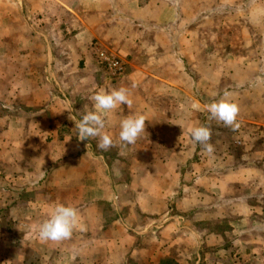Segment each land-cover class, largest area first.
<instances>
[{"label":"crops","instance_id":"obj_1","mask_svg":"<svg viewBox=\"0 0 264 264\" xmlns=\"http://www.w3.org/2000/svg\"><path fill=\"white\" fill-rule=\"evenodd\" d=\"M0 32L11 95L25 92L30 107L42 91L47 103L0 117V264H136L143 241L152 260L196 241L209 260L264 263V0H0ZM98 50L122 62L116 78ZM119 87L133 105L106 117L115 146L80 141L69 112L79 122L91 96ZM225 91L240 108L241 149L220 138L208 154L188 129L209 126L206 105ZM134 114L146 129L124 145L120 122ZM58 204L77 208L80 227L42 242Z\"/></svg>","mask_w":264,"mask_h":264},{"label":"clouds","instance_id":"obj_2","mask_svg":"<svg viewBox=\"0 0 264 264\" xmlns=\"http://www.w3.org/2000/svg\"><path fill=\"white\" fill-rule=\"evenodd\" d=\"M90 99L94 102L93 111L86 112L79 122L75 121L71 112H69L68 118L75 122V128L78 130L77 138L80 141L98 137L97 147L107 151L109 148L114 147L115 144L113 137L103 131L106 127V117L121 105L132 107L133 100L131 99L130 90L127 87L113 88L108 92L101 89L91 96ZM206 108L210 114L209 120H216L223 123L225 127L233 129L239 127L237 117L240 108L233 101L231 92L225 91L219 100L207 104ZM145 124L146 117L142 114L125 117L120 122L119 140L124 145L135 144L145 132ZM188 132L192 139L200 144L203 151L208 154L213 153L214 146L210 143L212 137L210 126L191 127ZM78 227H80V217L77 208L71 205L58 204L51 212L49 218L38 226V238L42 242H60L70 239Z\"/></svg>","mask_w":264,"mask_h":264},{"label":"rangeland","instance_id":"obj_3","mask_svg":"<svg viewBox=\"0 0 264 264\" xmlns=\"http://www.w3.org/2000/svg\"><path fill=\"white\" fill-rule=\"evenodd\" d=\"M17 6L16 8L18 10L21 9L20 5H17ZM10 41L11 39L9 38V36L6 37L4 34H2V32H0V117L9 116L10 115L9 112L12 110L15 115L14 117L20 116V118L22 117L25 118L27 109H33L36 116H38L39 114H42V113H39V111L42 109V106L47 104L44 98L42 97V91H37L38 94L34 96L33 105H31L30 107H27V101L25 100L27 97L22 96L24 95L25 92H22L20 95H18V97L11 95L10 90H12L13 87H17V80H14V77H11L10 75V73L13 72V69L11 68L12 67L11 60H13V58H11L12 56H11V49H10L11 47ZM23 62H25V58H20L19 66L21 67H20L19 72L25 73L24 70H26V67L22 65ZM101 65L103 64L101 63ZM18 83L20 84L19 80H18ZM209 126L211 127V130H212L211 140H215V139L218 140L220 138H223L227 141L229 145V151L231 153L235 152L236 154H239L241 145H238L235 143L239 135L234 136V134L237 132V128L233 129V128L225 127L223 123L217 122L216 120H210ZM243 131H245L248 134L251 132V130H248V129L243 130ZM259 131L260 132L258 133L257 136L263 135L260 139L263 142L264 141V130H259ZM256 132H258V130ZM261 141L259 142L261 143ZM129 200L132 201L133 197H130ZM175 227L178 228L181 226H178V224H175ZM227 227L228 226H225V229ZM135 228H137V231L139 230V227L135 226ZM184 229L185 228H181V231ZM170 230H171V226L167 227V230H166L167 236L162 237L164 241L170 240L171 234L173 233L174 229L171 231ZM181 231L176 230V234L179 235L180 233H182ZM134 236L139 237L136 234H134ZM167 242H170V241H167ZM84 243H86V241H84ZM136 245H138L140 248L135 253L134 257L131 258L132 260L133 259L135 260L136 264H226V261L221 262V261H218V259H211V260L206 259V257L203 256V251H201L202 246H200V243L196 241L192 244V247H189V248L184 244L183 248L180 247L176 249H170V251H168V254H170L169 256L159 258L158 260L156 258H154V260H152L151 258H147L148 256L144 254V251H141V249L144 248L146 245L147 247L152 246V243H149V242L145 243V241H143L142 243L136 242ZM173 245H171V247ZM83 246L85 247L87 245L83 244ZM176 246L177 244L175 243L173 247H176ZM232 262H234L235 264H249V262H247V259L238 258V257L235 259H232ZM96 263L101 264L102 260H96L95 262H93V264H96ZM227 264H232V263L228 261ZM262 264H264L263 261H262Z\"/></svg>","mask_w":264,"mask_h":264},{"label":"built area","instance_id":"obj_4","mask_svg":"<svg viewBox=\"0 0 264 264\" xmlns=\"http://www.w3.org/2000/svg\"><path fill=\"white\" fill-rule=\"evenodd\" d=\"M97 58L103 64L110 77L116 78L122 72L123 64L115 56L108 54L106 51L98 50Z\"/></svg>","mask_w":264,"mask_h":264}]
</instances>
